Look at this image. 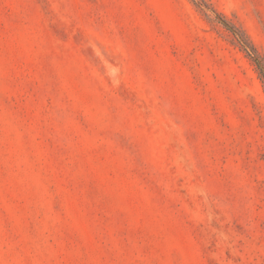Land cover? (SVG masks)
Wrapping results in <instances>:
<instances>
[{
	"label": "rangeland",
	"instance_id": "1",
	"mask_svg": "<svg viewBox=\"0 0 264 264\" xmlns=\"http://www.w3.org/2000/svg\"><path fill=\"white\" fill-rule=\"evenodd\" d=\"M0 264H264V0H0Z\"/></svg>",
	"mask_w": 264,
	"mask_h": 264
},
{
	"label": "trees",
	"instance_id": "2",
	"mask_svg": "<svg viewBox=\"0 0 264 264\" xmlns=\"http://www.w3.org/2000/svg\"><path fill=\"white\" fill-rule=\"evenodd\" d=\"M238 38L241 41V43L248 49V50L246 49L247 52H249L253 57H258V55L256 54V51L253 47L251 49H249L248 45H246L247 43L245 42V40H243L242 37H239V36H238Z\"/></svg>",
	"mask_w": 264,
	"mask_h": 264
}]
</instances>
